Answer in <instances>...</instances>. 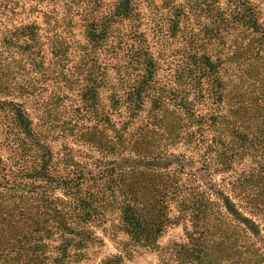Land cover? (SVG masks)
Instances as JSON below:
<instances>
[{
	"label": "trees",
	"instance_id": "obj_1",
	"mask_svg": "<svg viewBox=\"0 0 264 264\" xmlns=\"http://www.w3.org/2000/svg\"><path fill=\"white\" fill-rule=\"evenodd\" d=\"M131 3L132 0H119L112 11L98 15L84 13L81 21L88 46L79 47L82 52L75 51L71 44L68 14L63 16L62 24L57 21L51 23L49 18H43L41 25L32 21L16 24L6 31L0 29V97L30 101V107L43 115L40 117L42 124H34L32 116L21 102L6 98L0 100V121L5 120L11 126L8 130L5 129V146L9 150L19 155L42 150L48 155L51 153L50 148L40 140L38 133L52 130L60 123L70 124L73 129L80 131L89 128L87 124L93 122V131L100 127L102 131L106 129L117 133V140H122L121 131L144 111L146 103L152 106V113H161L158 125L165 128L170 109L166 107V95L160 90L157 91L159 85L155 60L147 53L133 55L130 63L136 64L137 74L130 78L124 72L118 73L116 85L107 81L108 93L105 92V98L108 105L100 106L99 78L101 80L102 77L101 73H97L100 69L96 66L94 58L87 59L92 50L95 52L104 42L114 40L120 23L136 19ZM216 3H206L209 16L212 17L213 12H217L214 22L222 26L221 29L217 27L216 35L221 36L226 27L240 26L248 37L251 36L248 41L252 49L257 48L256 57L253 58L257 61L258 58L264 57V25L259 21L257 5L250 0H226L228 14L227 9ZM94 5L100 9L97 2ZM181 14L180 10L176 23ZM214 39L222 40V37ZM233 55L234 58L242 57L243 51ZM231 59L229 57V60ZM91 61L93 64H90ZM224 61L225 57L223 59L220 55L213 56L206 49L201 54L196 53L189 57L187 64V78L196 90V95L200 97V104L211 101L212 108L219 111L228 91L235 98L239 97L224 79ZM47 75L55 82L47 83ZM128 79H131V82ZM242 80V85L248 84L250 88L251 75L245 74ZM259 83L262 84V81ZM246 91L239 94L243 102L247 98ZM249 95L253 98L252 93ZM44 96L48 101H45ZM177 96L172 93L174 100ZM68 99L77 107L73 110L74 113H70L71 118L63 123L62 108ZM253 102L252 106L256 109L254 113L259 111V115L252 122L258 129L259 126L263 129V88L254 96ZM178 104L183 110L187 109L193 119L197 118L187 99H181ZM123 110L127 111V121L122 119ZM248 111L247 108L245 112ZM164 112L166 115H163ZM114 119L120 121L119 128ZM238 126L237 122L227 121L224 115L200 110V143L207 142L205 151L210 154L209 161L206 157L205 164L209 168L215 167L216 174H229L238 155L241 160L248 152H252V159L264 157V129L261 130L263 136L260 137L248 129L240 131ZM93 131L91 138L94 141L96 134ZM102 139L113 145L119 144L117 140H110L105 132L102 133ZM202 144L201 146H204ZM237 148L240 149V154ZM259 150L263 154H260ZM43 162L47 170L49 160L45 159ZM4 171L5 162L0 160V177ZM128 173L126 172L124 177ZM129 178L127 177L128 180ZM56 181L65 199H43L47 209L46 217L42 221L45 226H42L41 233L34 230L30 236L24 234L28 211L23 205H27V195L17 184L10 186L3 193L0 192V264H70V260H77L83 255L81 248L94 240L89 226H102L107 222V214L114 211L119 214V218L117 223H111L110 229L116 233L124 232L136 245L154 249L160 257V264H172L171 261L177 264H264V247L261 248L264 236L261 235V239H258V227H264L262 161H257L253 168L244 169L233 182L228 183L234 198L240 201L242 206L245 203L246 212L260 223L235 219L236 228L229 224L226 226L224 220L227 218L223 216L224 213L219 209L214 210L216 206L221 207L219 203L211 202L206 191L200 194L192 187L187 194L178 197L179 193L173 192L176 189L169 190L165 183L158 189L155 183H148L142 193L137 190L136 183H121V199L118 201L112 195L102 192L81 191V181L74 183L67 175L58 177ZM170 194L177 197L172 196L170 199ZM171 208L177 211V215L171 212ZM230 210L232 214L237 213L239 209L233 205ZM178 222H184L185 228V238L181 244L174 247H158V241L167 226ZM53 235H59L62 241L56 255L48 256L45 250L47 244H43L40 238H52ZM241 235L251 242L242 244ZM257 242L260 246H257ZM120 251L128 253L124 249ZM120 258L118 255H110L102 264H121Z\"/></svg>",
	"mask_w": 264,
	"mask_h": 264
},
{
	"label": "rangeland",
	"instance_id": "obj_2",
	"mask_svg": "<svg viewBox=\"0 0 264 264\" xmlns=\"http://www.w3.org/2000/svg\"><path fill=\"white\" fill-rule=\"evenodd\" d=\"M118 1L0 0V29L6 31L16 24L32 21L41 25L43 18H49L51 23L57 21L62 24L63 16L68 14L71 44L75 51L82 52L79 47L87 48L88 46L81 21L82 15L89 12L91 15L92 13L98 15V13L112 11ZM225 1L132 0L130 5H133L136 19L120 23L113 37L114 40L104 42L99 49L95 52L92 50L87 56L89 60L94 58L97 62L96 66L100 69V72H97L101 73L102 77L101 80L99 78L100 106L108 105L105 98V92L108 93L107 81L116 85L118 73L124 72L130 78L137 74L136 64L131 65L130 63L133 55L147 53L155 60L159 85L157 91L160 90L166 95V107L170 109L164 124L165 128H160L158 125L161 113L157 111L152 113V106L146 103L144 111L135 117L132 123H128L124 131H121L122 140H117V133L106 129L102 131L100 127L93 131V122L87 124L89 128L80 131L73 129L70 124L60 123L52 130L38 133L40 140L49 146L51 153L46 155L42 150H34L27 155H19L5 146V129L8 130L11 126L5 120L0 121V160L6 165V171L2 172V177H0V192L3 193L10 186L17 184L27 195V205H23L28 211L24 229L26 236H30L34 230L41 233L42 226H45L42 221L46 217L47 209L43 199L46 197L49 201L56 198L65 199L56 181L58 177L65 175L74 183L81 181V191L85 193L87 191L102 192L112 195L118 201L119 198L121 199L119 192L122 189L121 183H136V188L140 193L148 183H155L157 189L165 183L169 186V190L176 189L173 192H178V197L187 194L192 187L200 194L206 191L211 202L221 205L219 208L216 206L214 210L219 209L224 213L223 216L227 218L226 221L224 220L226 226L229 224L236 228L235 219H248L260 224L246 212L245 203L242 206V203L234 198L228 183L233 182V179L244 169L255 167L257 161L264 162V157L259 156L254 160L251 156L252 152H248L241 160L238 155L232 163V171L229 174L219 175L215 173L214 166V168L206 166V157L209 161L210 155L205 151L207 142L200 143V110L217 113L219 116L224 115L227 121L237 122L240 131L248 129L253 134L263 136L261 130L264 129V120L262 121L263 129L260 128L261 126L258 129V126L254 125L252 121L257 118L259 111L254 113L256 109L252 104L256 101L253 102L254 96L261 88L264 89V57L258 58L257 61L253 58L256 57L257 48L252 49L248 41L251 36L248 37L244 28L240 26L226 27L221 32V36L216 35L217 27L221 29L222 26L214 22L217 12L214 11L213 16H209L206 3L215 4L217 2L222 8L227 9L229 14ZM250 1L257 5L259 21L264 25V0ZM95 2L100 5V9L96 8ZM180 10L182 14L176 23ZM218 37H222V40L214 39ZM206 49L213 56L220 55L223 59L225 57L224 71H222L224 79L229 88L233 87L239 97H241L240 93H245L242 91L247 90L245 102L239 97L235 98L228 91L221 104V111L212 108L211 101L207 104H200V97L196 95V90L187 78V64L189 57L196 53L201 54ZM242 51V57L234 58L235 52ZM229 57L232 59L229 60ZM91 63L93 64V61ZM245 74L251 75L250 88L248 84L242 85ZM47 79L49 84L55 82L50 75H47ZM260 80L262 84L259 83ZM128 81L131 82V79ZM172 93L178 95L177 99L172 98ZM249 93H252L253 98ZM4 98L21 102L32 116L33 123L42 124L40 117L43 115L30 107L32 102H22L16 98L3 96L0 100ZM183 98L190 102L191 111H194L197 118L193 119L186 108L183 110L184 108L179 106L178 103ZM44 99L48 101L45 96ZM64 103L66 104L62 108L63 114L61 115L63 123L71 118L70 113H74L73 110L77 107L71 104L70 99ZM247 108L249 111L245 112ZM122 112L124 113L122 119L127 121V116H125L127 111ZM163 115H166V112ZM114 121L119 128L120 121L115 119ZM92 131L96 134L94 141L91 138ZM103 132L110 140L119 141V144L113 145L102 139ZM237 149L240 154V149ZM259 153L263 154L260 150ZM45 159L49 160L50 164L47 170L43 162ZM126 172L129 173L124 177ZM127 177H130L129 180ZM172 196L177 197L170 194L169 198L171 199ZM169 201L174 204L172 200ZM233 205H236L239 210L231 214L230 209ZM171 212L177 215L174 208H171ZM106 217L107 222L102 226L96 224L89 226L94 240L83 246L81 248L83 255L77 260H70V264H102V261L110 255L120 256L121 264H160V257L154 249L136 245L128 239L124 232L116 233L110 229L111 223L118 222L117 212H110ZM30 224L32 226H29ZM258 232V239H261L260 236H264L262 225H259ZM184 236V222L172 223L167 226L159 239L158 247H174L176 244H181ZM41 240L43 244H47L46 254L56 255L62 241L61 237L59 235H53L52 238L45 236L40 238ZM241 240L242 244L251 242L242 235ZM257 246H260L259 242ZM262 247L264 244H261ZM120 249L128 253H122ZM171 263L177 264L174 261Z\"/></svg>",
	"mask_w": 264,
	"mask_h": 264
}]
</instances>
